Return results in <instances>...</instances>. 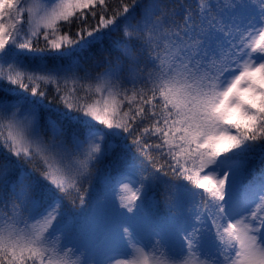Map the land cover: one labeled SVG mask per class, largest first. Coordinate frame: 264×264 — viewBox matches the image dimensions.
Masks as SVG:
<instances>
[{"label": "snow or ice", "instance_id": "6c2138e0", "mask_svg": "<svg viewBox=\"0 0 264 264\" xmlns=\"http://www.w3.org/2000/svg\"><path fill=\"white\" fill-rule=\"evenodd\" d=\"M257 155L264 0H0V264H264Z\"/></svg>", "mask_w": 264, "mask_h": 264}, {"label": "trees", "instance_id": "16d2710c", "mask_svg": "<svg viewBox=\"0 0 264 264\" xmlns=\"http://www.w3.org/2000/svg\"><path fill=\"white\" fill-rule=\"evenodd\" d=\"M166 3H168L169 5H174L177 0H165ZM251 164L253 167L256 168L257 171H259L261 169V167H264V162H262L259 158V156L257 155L256 158L251 161ZM105 166H107V168L109 170L112 169V165L110 163V158L108 160H105L104 163L101 165V168L104 169ZM240 197L246 195V193L242 190L240 193H239Z\"/></svg>", "mask_w": 264, "mask_h": 264}, {"label": "rangeland", "instance_id": "374dc122", "mask_svg": "<svg viewBox=\"0 0 264 264\" xmlns=\"http://www.w3.org/2000/svg\"><path fill=\"white\" fill-rule=\"evenodd\" d=\"M238 195H239V193H238ZM240 196V195H239ZM245 196V195H244ZM244 196H242V197H244Z\"/></svg>", "mask_w": 264, "mask_h": 264}]
</instances>
